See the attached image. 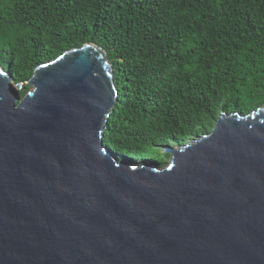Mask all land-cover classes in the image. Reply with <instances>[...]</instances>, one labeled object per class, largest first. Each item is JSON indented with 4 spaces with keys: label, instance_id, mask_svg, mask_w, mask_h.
Masks as SVG:
<instances>
[{
    "label": "water",
    "instance_id": "1",
    "mask_svg": "<svg viewBox=\"0 0 264 264\" xmlns=\"http://www.w3.org/2000/svg\"><path fill=\"white\" fill-rule=\"evenodd\" d=\"M26 85L0 67V264H264V105L160 167L103 144L118 90L98 45Z\"/></svg>",
    "mask_w": 264,
    "mask_h": 264
},
{
    "label": "trees",
    "instance_id": "2",
    "mask_svg": "<svg viewBox=\"0 0 264 264\" xmlns=\"http://www.w3.org/2000/svg\"><path fill=\"white\" fill-rule=\"evenodd\" d=\"M85 43L112 65L102 142L119 159L160 166L158 147L264 105V0H0V67L14 84Z\"/></svg>",
    "mask_w": 264,
    "mask_h": 264
},
{
    "label": "rangeland",
    "instance_id": "3",
    "mask_svg": "<svg viewBox=\"0 0 264 264\" xmlns=\"http://www.w3.org/2000/svg\"><path fill=\"white\" fill-rule=\"evenodd\" d=\"M20 90L23 92V93H25L27 90H28V88H24L23 86H21L20 87ZM218 118V117H217ZM217 118H216V120H217ZM167 146H160V147H158V149L160 150V156H158V158H159V160H161V161H163L162 163H161V165H160V167H163V166H166L167 164H168V162H169V160H170V154L169 153H164V152H162V150L161 149H164L165 150V148H166ZM176 146H174V147H170V148H175ZM150 152H152V153H154V151L153 150H150ZM156 153V152H155ZM156 155V154H155ZM120 159H125V157H120ZM156 160V159H155ZM158 160V159H157ZM136 163H138V164H143V163H149V162H136Z\"/></svg>",
    "mask_w": 264,
    "mask_h": 264
}]
</instances>
